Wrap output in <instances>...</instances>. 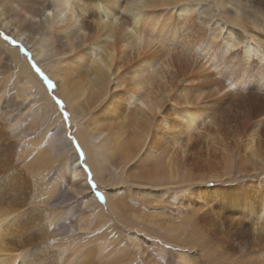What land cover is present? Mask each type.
<instances>
[{
  "label": "bare ground",
  "instance_id": "6f19581e",
  "mask_svg": "<svg viewBox=\"0 0 264 264\" xmlns=\"http://www.w3.org/2000/svg\"><path fill=\"white\" fill-rule=\"evenodd\" d=\"M180 1L0 0V27L54 79L112 216L107 220L88 198L81 164L72 158L62 168L68 193L57 205L80 201L81 210L68 213L74 222L45 223L37 232L41 239L70 241L120 222L149 237L194 247L210 264L233 258L238 264H264V0H212L214 7L206 11H197L202 0H194L193 8L177 6ZM184 27L193 30L192 37L180 36ZM0 44L17 71L24 100L36 112L15 136L40 125L58 126L47 140L64 156L72 151L71 142L59 131L60 116L44 84L16 48ZM191 66L197 85L194 99L184 101L177 81ZM37 112L40 125L31 121ZM206 121L210 130L201 128ZM199 135L206 140L204 150L194 141ZM198 162H208L213 175L192 173ZM113 178L139 188L134 198L144 204L130 208L129 196L111 187ZM221 178L234 183L217 181L215 190L191 205L194 182ZM150 195L157 200L144 198ZM166 196L181 208L175 225L162 219L164 212H144L164 204ZM13 212V206L0 205V264H14L11 254L34 243L29 232L21 242L25 233L15 220L7 222ZM206 236L215 243L208 249L195 242ZM112 237H94L98 246L88 250L49 244L30 255L20 251L21 264H107L96 256L108 246L115 257L111 263L132 262L134 251L145 264H156L138 235L126 234V242ZM179 255L177 264L192 260Z\"/></svg>",
  "mask_w": 264,
  "mask_h": 264
},
{
  "label": "rangeland",
  "instance_id": "374dc122",
  "mask_svg": "<svg viewBox=\"0 0 264 264\" xmlns=\"http://www.w3.org/2000/svg\"><path fill=\"white\" fill-rule=\"evenodd\" d=\"M184 4H188L193 8L194 0H182L177 4V6H181ZM214 5L215 2L212 3V0H202L201 2H199L196 8L197 11H206L209 9L211 10ZM180 26L183 27L182 25ZM187 33L190 37L193 36V30L187 31L186 27L183 28L180 36L188 38ZM0 34L7 35L11 38V40L15 41V44H12L4 40L2 36H0V40L2 43H7L9 44V46L17 49L19 54H21L25 58L27 64L31 67L33 74H35L40 82L44 84L45 89L48 92V98L55 104V106L57 107V112L60 116L59 122L62 126L60 125L61 129L59 131L65 133L66 137L71 142L70 144L72 149V151L67 152L62 157H59L54 152L53 148L50 147L48 143L47 137L49 135V132L50 134H52L57 131L59 127L53 126L49 130L47 126H41L39 123L42 121V117L39 112H37L36 118H33L31 121H34V123L39 124L40 126L35 130L26 131L25 134L21 137L15 136V133L18 132L19 129H22L23 125L27 126V120H30V116L34 115L36 112H32L35 108L34 105H29L28 102L24 100L22 83L17 80V71L14 66H12V63L8 60V55L6 54V52H3V48L0 44V205L3 204L6 206V208H10L12 206L14 207L15 212H13V214L9 216L7 222H13L15 220V223H18L17 225H15V227H19L25 233V236H23L20 241H23V243L26 241V236L28 237V234L26 233L28 232L32 234V238L34 240V243L30 244L28 247H23L24 249L21 247L17 252L11 254L12 256H15L16 262L14 264H21V261H23V257L21 256L20 251L22 255H30L32 251L34 252L35 250H38L41 247L49 244H59L61 245V249L63 248L62 250H65L64 248L67 247V251H71L72 248L80 244L81 250H84V248L85 250H88L92 246H98V243L93 241V238L97 237L98 235H107L109 237H112L113 235L112 239H122L126 242V234L138 235V237L142 241V244L146 246L144 249L152 254L151 257L154 259V262H156V264H177L180 262L179 256L181 255L179 254L192 259L191 262L189 261V263L185 264H193L192 261H194V264H210L206 258V255L194 247H182L167 243L158 238L149 237L146 234L141 233V228L132 227V229H127L120 222L116 223L117 225L114 224L113 228H108V224L106 223V227L105 225H103L99 229L94 230L92 233L90 232V234L86 233L85 235L79 237V239L77 237L70 241H62V239H58V237H55V239L52 240H47L44 238L45 241L44 239L40 238L41 235L38 234L37 231L42 224L55 223L62 221V219L66 220V218L74 222L76 217H70L68 213H70L72 209H74L75 212L76 210L77 212L81 210L82 205L80 201L75 202L73 200L67 207L57 205L58 202H60V198H63L65 195H67L66 193H68L67 189H64L63 185V180L66 177V173L62 168L65 164L70 163L72 158L73 160H77V162H80L81 164V169L84 175V185L87 187V191L89 193V195H87L88 198L97 203L96 205L98 206V210L101 212V215L105 216L107 220L111 219L112 216L111 213L109 214V212L107 211L108 206L105 204V188L99 186L96 183L93 178V175L95 174L92 172V170L90 169V165L85 159V152L77 137V128L72 122V113L67 103L63 100L59 93L55 91V89L49 90L47 88V85L43 82L40 75L35 71L33 65H35L36 68H39L40 71L53 83H55L54 79L49 76L40 65L37 64L35 58L32 56V53H30L29 50L25 48V46H23L19 41L13 39L10 34L2 27H0ZM185 44L187 43L185 42ZM25 53H27V55H25ZM194 72L195 68L192 67L184 77H181L177 81L179 89L182 90L181 94L184 93V91L186 92L184 101L186 99L189 101H191V99H194V88L197 85L195 84V81L192 80V75ZM188 88L190 89V91ZM29 99L30 97H28V100ZM55 99H59L62 102V107L55 103ZM64 113H67L68 120L64 119ZM209 126V121H206L202 124L201 128H203L204 130H210ZM69 137H71V140L69 139ZM72 140H75L77 142L79 148L83 152V160L79 158V153H77L76 151V145L72 143ZM194 141L196 144H198V147H201V149L203 150L205 149L203 143L206 140H204L201 135L196 136ZM48 147L51 149V153L47 149ZM197 150H199V148H197ZM71 155H73L74 157ZM198 166V169H192V173H202V176L213 175L208 162L199 163ZM89 177H91L92 182L95 185V189H93L92 185L88 183ZM235 177L239 178L238 175H235ZM221 180H223L222 186L234 183L231 182V180H229L228 178H221L218 180L207 179L204 181L198 180L197 182H194L193 185H191V198L193 199L191 200V205H194V203L196 202V198H201L209 195L211 192L209 193L208 189L215 190L216 187H218L217 181ZM112 183L113 184L111 187H118L117 189L123 191L124 195L129 196V198L127 197V202L130 205V208L135 209L134 206H141L144 204L141 198L135 200L134 194L139 191V188L135 187L131 182L127 184H125V182L117 183L116 178H113ZM111 187L108 186L106 188L108 189ZM97 192L101 194L103 199L97 197ZM170 192L172 191H169V193ZM144 198L154 201L157 200V198L153 195L144 196ZM165 198L166 201L164 202V204L154 206L155 208L151 207L152 209L149 208V211L144 212L151 213L154 211H160L155 213L158 216H160L161 212H164L166 216L164 215L162 219L166 218L165 220H167L170 224L175 225L173 217L177 215L181 208H177L176 206L174 207V205L169 204L170 199L168 198V196H166ZM156 207H159L160 209H156ZM92 209L95 210V207H93ZM182 213L184 214V211ZM15 229L17 230V228ZM203 240H205V242H203L202 239H198L195 242L197 244L202 243L207 249L210 245H212V243L215 245V243L210 241L207 236L204 237ZM116 242L117 241H115V243ZM212 247L213 246H211V248ZM111 252L112 250H110L109 246L107 248L105 247L104 249H100V251L98 250V255L96 256L98 263L145 264L143 257L134 251H132V262L128 263L125 261L126 263H120L116 260L114 261V263H111L110 259L115 260V257H112L113 253ZM2 257H6V254ZM235 259L233 258L231 261H228L225 264H238ZM59 264L72 263L60 261Z\"/></svg>",
  "mask_w": 264,
  "mask_h": 264
},
{
  "label": "snow or ice",
  "instance_id": "6c2138e0",
  "mask_svg": "<svg viewBox=\"0 0 264 264\" xmlns=\"http://www.w3.org/2000/svg\"><path fill=\"white\" fill-rule=\"evenodd\" d=\"M0 36H2V38H3L4 40L8 41L9 43L15 44V41L11 40V38H10L9 36H7V35H3V34H0ZM25 55H27V53H25ZM33 67L35 68V71L40 75V77H41V79L43 80V82L47 85V88H48L49 90H54L55 87H56V86L54 85V83H53L51 80H49L48 77L45 76V75L40 71L39 68H36L35 65H33ZM55 103H56L57 105H60V106L62 107V102H61L59 99H55ZM64 119H65V120H68V115H67V113H64ZM69 139L71 140V137H69ZM72 143H73L74 145H76V151H77V153H79V158H80L81 160H83V158H84V154H83V152L81 151V149L79 148V145L77 144V142H76L75 140H72ZM86 171H87V169H86ZM88 183H89L90 185H92V188H93V189H95V185L93 184L91 177H89V181H88ZM96 195H97V197L103 199L102 196H101V194H100L99 192H97Z\"/></svg>",
  "mask_w": 264,
  "mask_h": 264
}]
</instances>
